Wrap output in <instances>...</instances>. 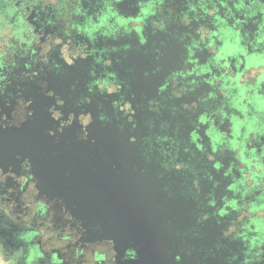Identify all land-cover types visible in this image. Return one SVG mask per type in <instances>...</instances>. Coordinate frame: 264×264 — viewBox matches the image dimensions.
I'll list each match as a JSON object with an SVG mask.
<instances>
[{
	"label": "clouds",
	"instance_id": "clouds-1",
	"mask_svg": "<svg viewBox=\"0 0 264 264\" xmlns=\"http://www.w3.org/2000/svg\"><path fill=\"white\" fill-rule=\"evenodd\" d=\"M124 2L0 0V98L11 108L10 117L0 109V128H19L34 116L33 98L23 95L24 81H34L54 99L47 111L58 123L44 131L55 142L74 122L80 126V141L89 139L94 120L134 133L139 127L137 109L146 108L155 114L143 120L147 133L139 140L129 134L127 142L137 146L145 165L155 158L157 180L166 174L182 178L178 193L171 183L164 184L169 198L179 194L195 202L194 223L188 228L177 227L172 219L164 222L169 236L175 237L168 255L177 247L176 261L180 253L202 251L207 258L226 250L224 264H264V0H134V12L122 10ZM157 33L180 46V59L162 77L156 95L147 98L142 93L134 105L129 78L112 68L113 54L126 57L135 37L136 50L155 52L159 61L168 43L160 40L157 46L152 40L149 45V37ZM122 38L127 42L110 43ZM89 58L86 92L69 95L79 111H69L65 118V99L41 77L49 72L63 76L65 66ZM121 62L117 55L115 63ZM161 71L157 63L151 74ZM78 83L69 86L70 92ZM97 94L115 97L111 114L100 101L95 115L84 107ZM183 97L194 98L168 103ZM165 108L187 123L160 119ZM15 158L19 173L12 164L7 170L0 166V264H118L115 239L84 240L87 229L63 198L42 192L31 157L16 153ZM211 220L220 228L216 242L197 249L190 241L203 240L202 226ZM92 227L102 230L99 223ZM233 242L236 249L228 247ZM137 257V249L128 247L119 259Z\"/></svg>",
	"mask_w": 264,
	"mask_h": 264
},
{
	"label": "flooded vegetation",
	"instance_id": "flooded-vegetation-1",
	"mask_svg": "<svg viewBox=\"0 0 264 264\" xmlns=\"http://www.w3.org/2000/svg\"><path fill=\"white\" fill-rule=\"evenodd\" d=\"M133 5L134 0H125L120 7L122 10L134 12ZM152 40L157 41V46L160 40H166L168 43L159 61L155 59V52L145 55L143 48L137 51L135 37L131 39L134 47L127 52L126 57L123 53L113 54L112 68L122 78H129L130 90L136 94L134 105L141 100L142 93L147 98L155 96L157 85L162 77L167 71L176 67L180 59L181 48L174 40L163 33L150 36L149 45ZM124 42H127V38L110 43L122 44ZM117 55L122 57L121 63H115ZM90 60L91 58L84 61L78 60L73 66H65L63 76L49 72L46 77H41L47 79L49 88L54 89L65 99L66 103L63 108L65 118L69 111H79L72 107L69 95L77 96L81 92H86L85 83L89 79ZM157 63L162 65V71L151 74V70ZM128 68H132L133 71H126ZM145 71H149V77L144 76ZM76 81L79 83L75 92H70L69 86ZM22 86L23 95L34 100L30 106L34 109V116L19 128H0V166L7 170V166L12 164L14 170L19 173L20 161L15 158V154L20 153L22 157L25 155L32 157V153L27 150V140L39 141L45 153V159L39 165L33 160L32 162L33 171L40 177L42 192L46 193L49 198H63L73 215L80 219L87 229L83 236L84 240L114 238L118 250V264H143L141 260L143 258H167L168 264H224V257L228 254L226 250L216 252L214 256L208 255L207 258L204 257L202 251L194 250L190 256L180 253L182 257L180 261L175 260V253L179 251L178 247L174 249L171 256L166 251L172 247L175 237L169 236L163 226L164 222L172 219L177 227L188 228L194 223L191 213L195 202L190 199L186 200L179 194L169 198L163 191L164 184L171 183L173 190L178 193V185L182 178L175 174L169 178L166 174L164 179L157 180L156 172L159 170V165L155 158L145 165L138 155L137 146L127 142L129 134L137 135L139 140L140 136L147 133L143 120L148 116H154V113L148 112L146 108H138L136 119L139 127L134 133H127V129L120 132L114 124H101L99 120H94L89 126L90 133L87 141H80L76 138L80 126L78 122H74L70 127L65 128L62 134L58 133L61 138L59 142H55V137L47 135L44 131L46 128H54L58 123L50 118L47 111L48 106L55 102L54 99L44 95L34 81H24ZM12 90H14V85ZM114 98L111 96L105 99L104 96L97 94L93 97V102L84 107L95 115L96 102L100 101L111 114V100ZM191 98L183 97L168 103L179 105L182 100ZM0 109L9 113L10 117L11 108L4 105L3 98H0ZM160 119L171 120L173 125L177 120L184 121V124L187 123L181 114L177 113L173 117L166 108L162 109ZM27 130L32 131L28 137ZM181 131L187 135L183 124ZM93 139L94 143H92ZM53 152L56 153L55 156L52 155ZM133 165L137 166L136 171L132 170ZM145 166L148 171L140 172L139 169ZM12 183L13 181L9 178L8 184ZM207 190L208 188L205 187L204 191ZM98 223L102 230H93L92 226ZM201 230L205 233L204 239L197 238L191 240L190 243L194 244L197 249L212 247L219 235V226L211 220L203 225ZM176 244H179L178 239ZM128 247L137 249V259L120 261L119 257L124 255V250ZM228 247L236 249L237 243L233 242ZM159 250L162 252L161 255L151 254ZM148 251L151 255H146Z\"/></svg>",
	"mask_w": 264,
	"mask_h": 264
},
{
	"label": "water",
	"instance_id": "water-1",
	"mask_svg": "<svg viewBox=\"0 0 264 264\" xmlns=\"http://www.w3.org/2000/svg\"><path fill=\"white\" fill-rule=\"evenodd\" d=\"M29 133H32V131L27 130V137ZM27 150L29 153H32L31 159L36 162L37 165L42 164L45 159V153H43L41 149V144L39 141H28L27 140ZM145 248V246H144ZM162 249V248H161ZM146 252V255L154 254L155 256L161 255V250L151 253ZM143 264H168L167 258H143L141 259Z\"/></svg>",
	"mask_w": 264,
	"mask_h": 264
}]
</instances>
